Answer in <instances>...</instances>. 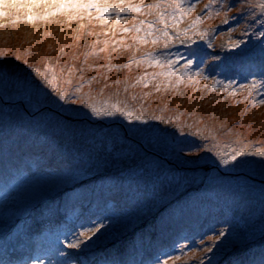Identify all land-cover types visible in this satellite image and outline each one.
Here are the masks:
<instances>
[{"label": "rangeland", "instance_id": "obj_1", "mask_svg": "<svg viewBox=\"0 0 264 264\" xmlns=\"http://www.w3.org/2000/svg\"><path fill=\"white\" fill-rule=\"evenodd\" d=\"M96 2L119 18L0 17V264H259L264 157L220 162L264 150L258 0Z\"/></svg>", "mask_w": 264, "mask_h": 264}, {"label": "snow or ice", "instance_id": "obj_2", "mask_svg": "<svg viewBox=\"0 0 264 264\" xmlns=\"http://www.w3.org/2000/svg\"><path fill=\"white\" fill-rule=\"evenodd\" d=\"M159 7V5H156ZM262 11H264V0H258V3L255 5ZM128 7H135L137 11L140 10L139 5L135 6H128ZM128 7H125L124 10L127 11ZM168 7H172L175 9H183L180 13L181 15H184L187 12L192 11V9L195 7V5H191L188 7L183 6V0H171V2L168 4ZM95 9L98 13L97 19L103 20L104 15L106 13V10L111 9L117 12V18H119V5H110V4H100L97 3L96 0H0V17H6L13 13L16 14V19H20V13H24V19L27 21H34L36 19H47L50 16H55L57 14L66 13L68 14V18H83L79 14L83 12H90V10ZM40 10V11H37ZM201 19L200 17H197V20ZM15 22V21H13ZM195 24V21L193 22ZM125 31H128V29H125ZM139 31V29H137ZM18 58V57H17ZM169 65H171L173 62L169 61ZM192 63L191 60L187 62V65H190ZM185 65V67H187ZM127 66V65H125ZM47 67V66H46ZM10 69H0V77L8 80L12 79L13 77L10 76ZM32 72L36 74L40 78L41 81L44 82L45 85H47L49 88H52L53 91L56 92V95L59 97L60 100H65V94L63 90H58L54 83L57 80V77L55 73L51 76L49 79L43 72H41L37 68H32ZM199 75V73H197ZM207 79V77H205ZM16 82L20 88H27L29 90H39V86L35 85L34 81L31 80L30 77L24 76V77H16ZM255 83L251 86L252 88H255ZM243 87V86H242ZM260 103L264 104V100H261ZM86 107H89L91 109V112L95 114L96 116H112L115 115V111H109V110H101L97 108L94 105H86ZM112 108L116 111H120L122 115H124L126 118H130L133 120H143L144 117L140 115H133L129 111H125L122 109H119L117 105L113 104ZM219 154V153H218ZM245 155H254L258 157H264V150H256L251 153H246L243 148H236L233 149L230 153L227 154V158H221L222 164H229L231 161H237V157H242ZM237 163H240L237 161ZM264 163V161H262ZM111 219V218H108ZM104 223H98L95 224L92 227H87L84 231L79 233V237H82L83 240L80 238H77L74 244H70L69 247L73 248H79L81 243L84 241H90L91 237L94 236L96 233L100 231L101 228H104ZM224 236V231L221 230L219 236H216L215 239L219 240L220 237ZM207 251H211V249H207ZM164 264H167L165 261ZM259 264H264V251L260 254V261Z\"/></svg>", "mask_w": 264, "mask_h": 264}, {"label": "trees", "instance_id": "obj_3", "mask_svg": "<svg viewBox=\"0 0 264 264\" xmlns=\"http://www.w3.org/2000/svg\"><path fill=\"white\" fill-rule=\"evenodd\" d=\"M227 125H229V124H227ZM151 219H152V218H151ZM111 244H112V245L115 244V245H113V247H109ZM111 244H109L108 247L111 249L112 253L117 252L119 249H121L120 247H118V243H114V242H112ZM122 253H123V255L125 256L126 251H123ZM111 256H112V255H111ZM124 260H125V258H124ZM104 261L107 262V264H113V263H112L113 261H111V260L108 259V258H106ZM125 261H126V260H125ZM97 262H99V257L97 258ZM102 263L104 264V262H102ZM102 263H100V264H102Z\"/></svg>", "mask_w": 264, "mask_h": 264}]
</instances>
